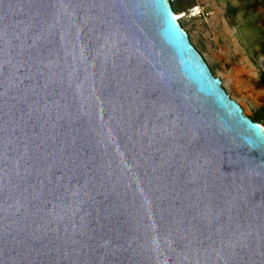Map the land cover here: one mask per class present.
I'll use <instances>...</instances> for the list:
<instances>
[{"label": "water", "instance_id": "water-1", "mask_svg": "<svg viewBox=\"0 0 264 264\" xmlns=\"http://www.w3.org/2000/svg\"><path fill=\"white\" fill-rule=\"evenodd\" d=\"M0 264H264V127L169 0H0Z\"/></svg>", "mask_w": 264, "mask_h": 264}, {"label": "rangeland", "instance_id": "rangeland-1", "mask_svg": "<svg viewBox=\"0 0 264 264\" xmlns=\"http://www.w3.org/2000/svg\"><path fill=\"white\" fill-rule=\"evenodd\" d=\"M169 2L226 93L264 127V0Z\"/></svg>", "mask_w": 264, "mask_h": 264}, {"label": "trees", "instance_id": "trees-1", "mask_svg": "<svg viewBox=\"0 0 264 264\" xmlns=\"http://www.w3.org/2000/svg\"><path fill=\"white\" fill-rule=\"evenodd\" d=\"M258 118H260L259 116H257V117H254V118H252L254 121H258L259 119Z\"/></svg>", "mask_w": 264, "mask_h": 264}, {"label": "bare ground", "instance_id": "bare-ground-1", "mask_svg": "<svg viewBox=\"0 0 264 264\" xmlns=\"http://www.w3.org/2000/svg\"><path fill=\"white\" fill-rule=\"evenodd\" d=\"M178 17H180V16L178 15Z\"/></svg>", "mask_w": 264, "mask_h": 264}]
</instances>
